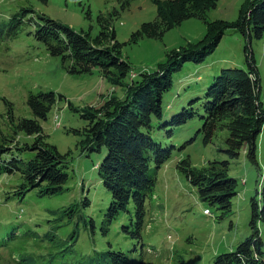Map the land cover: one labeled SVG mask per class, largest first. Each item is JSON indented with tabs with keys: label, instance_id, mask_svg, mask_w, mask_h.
<instances>
[{
	"label": "rangeland",
	"instance_id": "rangeland-1",
	"mask_svg": "<svg viewBox=\"0 0 264 264\" xmlns=\"http://www.w3.org/2000/svg\"><path fill=\"white\" fill-rule=\"evenodd\" d=\"M121 1L124 3L0 0V142L3 136L15 137L4 144L12 146L19 158L31 159L35 151L19 146L32 145L34 136L17 125L20 118L35 117L27 103L30 93L54 91L57 102L41 124L45 141L65 155L69 174L65 190L51 195L40 192L45 183L32 189L24 187L26 180L20 170L0 174V264H91L89 258L96 251L108 250L123 251L129 256V264H213L218 254L234 250L254 231L253 202L260 210L264 207V129L258 138L257 163L250 160L246 147L238 158H229L225 151L227 129L219 130L208 143L200 131L206 89L224 68L247 69V51L254 55L259 70L264 110V35L250 40L236 28L226 30L219 46L202 63L188 61L175 72L172 87L163 95V116L153 119L151 135L174 149L157 170L156 185L147 199L142 238H132L122 231L134 215L132 202L106 231L112 194L99 177L98 164L107 151H89V120L76 110L87 105L99 107L112 96L122 97L126 87L103 77L97 67L92 73L67 72L62 56L52 55L35 37L39 15L88 32L91 38L103 29H114L116 39L123 44V58L132 65L127 81H137L143 73L156 70L171 50L202 40L208 31L205 20L190 18L161 38L143 35L134 42L133 33L158 17V7L154 0H131L128 7ZM255 1L219 0L208 10L206 19L236 22L241 8ZM99 17H105L102 19L106 22ZM197 97H201L195 105L197 114L169 133L171 127L165 123ZM186 158L197 169L205 168L210 161H230L228 174L237 179L230 212L223 213L217 205L200 199L179 167ZM86 197L91 203L81 204ZM256 227L264 242V221L258 219Z\"/></svg>",
	"mask_w": 264,
	"mask_h": 264
},
{
	"label": "trees",
	"instance_id": "trees-1",
	"mask_svg": "<svg viewBox=\"0 0 264 264\" xmlns=\"http://www.w3.org/2000/svg\"><path fill=\"white\" fill-rule=\"evenodd\" d=\"M123 1V7L131 3V0ZM218 1L167 0L163 4L154 0L158 17L134 32L132 41H138L143 35L161 38L171 28L190 18L205 20L208 31L202 40L171 50L156 70L143 73L137 81L126 80L133 69L130 62L123 58V44L116 39L114 29L111 32L103 29L91 38L88 32H78L47 15H39L35 37L46 45L52 55L62 56L67 72L86 74L97 67L103 77L126 87L122 97L112 96L99 107L87 105L80 110L74 108L89 120L86 140L89 151H107L98 164L99 177L112 194L105 219L106 231L120 213L129 210L132 202L134 215L130 217L129 224L122 226V231L132 238H142L148 212L147 199L156 185L157 170L172 156L174 149V146H164L155 141L151 135L153 119L163 116V95L172 87L174 73L188 61L202 63L219 46L228 28L238 29L250 40L264 35V0L244 5L236 22L223 19L207 21L208 10L216 7ZM99 18L101 22H106L102 19L105 17ZM107 40L108 43L104 44ZM246 61L247 69H222L206 89L201 102L203 125L200 131L208 143L219 130L227 129L229 135L225 151L229 158H238L246 147L250 160L257 163L258 138L264 129V110L259 96V70L254 55L248 54V51ZM199 101L201 97L192 99L189 106L165 123L171 127L169 133L197 114L195 105ZM56 102L54 91H40L28 96L27 103L35 117L20 118L17 127L34 136L32 145L25 143L23 147L19 146L22 150L35 151L31 159L25 161L19 158L12 146L4 144L14 141L15 137L7 139L3 136V142H0V174L20 170L26 180L24 187L28 185L27 189H32L45 183L40 192L50 195L65 190L64 185L69 179L63 160L65 155L55 145L45 141L41 124ZM229 164L228 160H215L205 168L197 169L186 158L179 167L197 189L202 201L217 205L226 213L232 210V199L237 193V179L229 176ZM90 203L87 197L81 200L83 205ZM258 219L264 221V207L260 210L254 201L251 221L254 231L234 250L218 254L213 264H264V242L256 227ZM89 259L91 264H129L130 260L123 251L114 250L96 251Z\"/></svg>",
	"mask_w": 264,
	"mask_h": 264
}]
</instances>
